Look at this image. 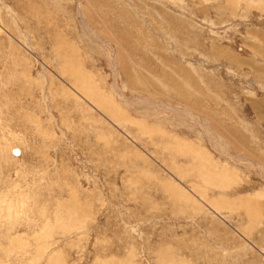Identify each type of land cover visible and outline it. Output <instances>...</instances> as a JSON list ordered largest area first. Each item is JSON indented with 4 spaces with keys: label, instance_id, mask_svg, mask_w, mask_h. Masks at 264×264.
<instances>
[{
    "label": "rangeland",
    "instance_id": "374dc122",
    "mask_svg": "<svg viewBox=\"0 0 264 264\" xmlns=\"http://www.w3.org/2000/svg\"><path fill=\"white\" fill-rule=\"evenodd\" d=\"M0 264H264V0H0Z\"/></svg>",
    "mask_w": 264,
    "mask_h": 264
},
{
    "label": "water",
    "instance_id": "95a60500",
    "mask_svg": "<svg viewBox=\"0 0 264 264\" xmlns=\"http://www.w3.org/2000/svg\"><path fill=\"white\" fill-rule=\"evenodd\" d=\"M12 153L15 154V155H17V154L19 153V152H18V149H16V148L13 149Z\"/></svg>",
    "mask_w": 264,
    "mask_h": 264
}]
</instances>
